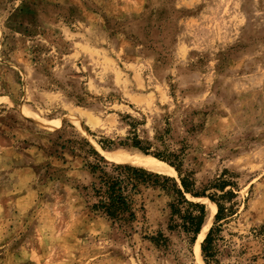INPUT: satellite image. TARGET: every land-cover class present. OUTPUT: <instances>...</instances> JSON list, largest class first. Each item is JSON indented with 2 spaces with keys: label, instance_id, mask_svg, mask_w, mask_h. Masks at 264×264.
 <instances>
[{
  "label": "rangeland",
  "instance_id": "obj_1",
  "mask_svg": "<svg viewBox=\"0 0 264 264\" xmlns=\"http://www.w3.org/2000/svg\"><path fill=\"white\" fill-rule=\"evenodd\" d=\"M113 164L174 181L114 221ZM0 264H264V0H0Z\"/></svg>",
  "mask_w": 264,
  "mask_h": 264
},
{
  "label": "trees",
  "instance_id": "obj_2",
  "mask_svg": "<svg viewBox=\"0 0 264 264\" xmlns=\"http://www.w3.org/2000/svg\"><path fill=\"white\" fill-rule=\"evenodd\" d=\"M139 144V141L134 142L135 147H139ZM157 157L162 159L158 155ZM90 169L99 181L98 183L93 184L94 192L99 197L97 207L103 210V212L114 221H125L134 218L132 201L129 193L138 190L140 184L153 183V185H160L159 179L174 181L170 177L159 173H152L144 168L132 166L130 164H113L111 171H107L100 165H92ZM176 171L179 173L177 167ZM181 185L183 189H176L178 203H185L197 212L195 214L189 213L188 215L183 216V221L185 223L188 222L190 229H192L195 234H198L203 228L207 218L205 205L203 203H195L186 197L185 193H192V191L185 179H181ZM165 186L166 185H163V188H165ZM222 190H224V188ZM192 195L194 197L206 196L198 193H192ZM208 197L214 202L217 210L216 219H222L221 206L216 198L213 197V195ZM176 210L177 208L175 207V211ZM209 238L210 235L207 237L205 244L208 242ZM205 250L206 247L203 245V251Z\"/></svg>",
  "mask_w": 264,
  "mask_h": 264
},
{
  "label": "bare ground",
  "instance_id": "obj_3",
  "mask_svg": "<svg viewBox=\"0 0 264 264\" xmlns=\"http://www.w3.org/2000/svg\"><path fill=\"white\" fill-rule=\"evenodd\" d=\"M106 156L114 161H123V160H127L133 157L137 156L136 152H123V153H113V152H107ZM148 166L153 169V170H159L160 168L154 163V162H148ZM211 203V208L209 211V222L207 224H205L202 232H201V238H204V234L206 233L211 221L213 220L214 216H215V207L213 206V203L210 201ZM202 240V239H201ZM200 241V240H199Z\"/></svg>",
  "mask_w": 264,
  "mask_h": 264
}]
</instances>
